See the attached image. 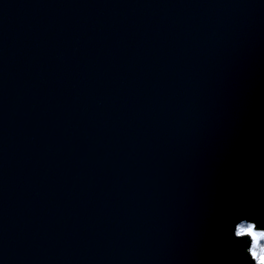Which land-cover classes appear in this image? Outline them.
<instances>
[{"label":"water","instance_id":"obj_1","mask_svg":"<svg viewBox=\"0 0 264 264\" xmlns=\"http://www.w3.org/2000/svg\"><path fill=\"white\" fill-rule=\"evenodd\" d=\"M264 227V0H0V264H250Z\"/></svg>","mask_w":264,"mask_h":264},{"label":"clouds","instance_id":"obj_2","mask_svg":"<svg viewBox=\"0 0 264 264\" xmlns=\"http://www.w3.org/2000/svg\"><path fill=\"white\" fill-rule=\"evenodd\" d=\"M232 234L236 241L247 242L244 254L250 264H264V227L257 220L241 218L235 223Z\"/></svg>","mask_w":264,"mask_h":264}]
</instances>
